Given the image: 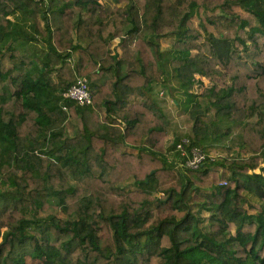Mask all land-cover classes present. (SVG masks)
Wrapping results in <instances>:
<instances>
[{
    "label": "trees",
    "instance_id": "1",
    "mask_svg": "<svg viewBox=\"0 0 264 264\" xmlns=\"http://www.w3.org/2000/svg\"><path fill=\"white\" fill-rule=\"evenodd\" d=\"M121 1L0 0V264H264V0ZM77 77L92 104L63 98Z\"/></svg>",
    "mask_w": 264,
    "mask_h": 264
},
{
    "label": "rangeland",
    "instance_id": "2",
    "mask_svg": "<svg viewBox=\"0 0 264 264\" xmlns=\"http://www.w3.org/2000/svg\"><path fill=\"white\" fill-rule=\"evenodd\" d=\"M18 15L21 20H24V18L28 17V14L25 12H17L15 14L14 19L19 21ZM30 20V19H29ZM27 26V24H24ZM29 27V26H28ZM125 29L118 30L117 32L120 34H123ZM171 40L164 39L162 41V49L168 50L171 49ZM37 44V43H36ZM220 50L223 51L224 46L223 44L220 45ZM195 53V51H193ZM9 55L10 52L7 51L5 56L2 59V66L3 68H8L11 63L9 62ZM15 74H18V72H15ZM170 76V77H169ZM167 77V87L163 85H157L154 89V99L160 105L165 113L167 114L169 120H170V138H169V145L175 141L177 137L185 138L192 132V122L189 118V115L187 111L185 110L184 106L181 105L183 103V96L180 92H178L176 87L178 86V81L176 78L172 75H169ZM196 83L191 89V92L193 93H201L204 88L209 87L212 82L208 79H200L199 77H196ZM169 80V81H168ZM173 88V89H172ZM180 99V103L177 104L175 99ZM241 128L237 125L233 126V133L228 137L224 138L219 142H216L210 146V154L214 158H218L219 156L228 155L229 151L231 153L235 152L237 150V144L238 140L240 138ZM1 151V149H0ZM171 153V152H170Z\"/></svg>",
    "mask_w": 264,
    "mask_h": 264
},
{
    "label": "built area",
    "instance_id": "3",
    "mask_svg": "<svg viewBox=\"0 0 264 264\" xmlns=\"http://www.w3.org/2000/svg\"><path fill=\"white\" fill-rule=\"evenodd\" d=\"M64 99H70L78 102L80 105L92 104V92L89 87V83L85 77H77L75 84L70 86L63 94ZM190 144V139L185 137L178 144L176 151L182 152L185 155V146ZM207 155L199 148H192V156H188L187 166L193 169H198L203 166ZM214 158V157H212ZM226 184V181L223 182Z\"/></svg>",
    "mask_w": 264,
    "mask_h": 264
},
{
    "label": "crops",
    "instance_id": "4",
    "mask_svg": "<svg viewBox=\"0 0 264 264\" xmlns=\"http://www.w3.org/2000/svg\"><path fill=\"white\" fill-rule=\"evenodd\" d=\"M101 3L105 4V5H110V6H123V2L121 0H99ZM19 18V15H18ZM16 20V19H13ZM114 46L118 44V39H115L113 41Z\"/></svg>",
    "mask_w": 264,
    "mask_h": 264
}]
</instances>
